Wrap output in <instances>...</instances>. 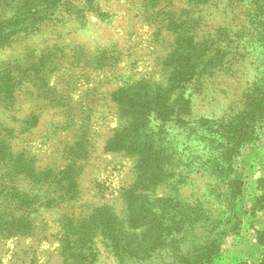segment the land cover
Here are the masks:
<instances>
[{"label": "rangeland", "instance_id": "obj_1", "mask_svg": "<svg viewBox=\"0 0 264 264\" xmlns=\"http://www.w3.org/2000/svg\"><path fill=\"white\" fill-rule=\"evenodd\" d=\"M41 1L0 0V22L22 9L27 10L26 5L30 3L35 8L39 4L46 7ZM198 1L197 6H193L191 4L196 1L190 0V7L195 8L193 19L178 26L177 30L203 44L217 42L218 53L224 52L230 60L225 70L202 77L198 89L188 88L192 107L186 119L196 123L199 117H206L218 122L220 117L240 110L243 95L253 89L259 74V60L262 56L264 60V48L255 36L254 23H250L251 5L242 0ZM59 3L61 5L57 8L50 9L49 15L29 27L30 30L24 28L0 42V75L9 79V71L22 84L15 92L10 109L4 108L0 97V124L13 129L7 137L12 149L33 156L40 169L63 166L64 160L56 154L58 150L55 151L59 139H65L62 142L65 145L78 130L89 132L91 146L79 177L81 197L79 202L70 206L63 203L58 207L46 204L39 207L41 201L46 203L48 200L43 197L56 194L53 186H49L53 182L38 188L31 181L22 180V175H15L13 178L18 179V188L31 193L32 197L35 193L38 195V200L26 207L8 198L3 190L5 185L0 182V215L13 213L15 219L35 217L29 235L19 238L11 237L9 232L0 234V264H60L58 238L60 219L65 214L81 212L83 208H76L79 204L108 203L120 211L122 204L116 199L119 198L118 189L133 181L135 158L123 151H103L114 126L122 123L109 92L127 79L148 77L150 72L157 77L161 63L155 57L167 54L175 34L160 20L162 17L160 21L146 18L147 0H60ZM173 3L179 11L185 0H174ZM259 12L264 15V0ZM101 51L106 53V58L102 59ZM112 51L114 57L110 55ZM34 64L36 68L32 66ZM33 113L37 122L30 126L24 124L23 120ZM148 123L152 129L146 126L145 131L150 135L153 132L151 137L157 147L166 145L168 149H174L173 166L186 177L181 180V185L180 182L177 184L180 186L178 196H185V201L205 211L204 214L199 212V218L193 217L197 221L186 229L191 236L190 242H186L180 251L190 254L216 234L217 228L233 215L232 204L223 196L227 183L220 182L212 170L215 155L208 146L210 141L211 144L218 141L219 136L204 130L200 138L196 136L198 133L188 132L187 127L182 131L164 125L161 119L154 117ZM203 124L206 123L201 122ZM1 125L0 133L10 131L2 130ZM210 154L213 156L209 158ZM258 164L264 166V122L256 132V139L232 161L233 176L241 183L234 186V192H240L236 205L242 222L247 219L251 204L264 209V179L257 176L258 171L262 174ZM255 186L256 194H253ZM88 208L85 206L83 210ZM259 222L264 223V218ZM235 235L223 238L220 255L211 264H223V245ZM94 249L97 255L95 264H167L178 261L172 250L170 253L158 250L150 259L140 262L132 258L118 260L100 240L96 241Z\"/></svg>", "mask_w": 264, "mask_h": 264}, {"label": "trees", "instance_id": "obj_2", "mask_svg": "<svg viewBox=\"0 0 264 264\" xmlns=\"http://www.w3.org/2000/svg\"><path fill=\"white\" fill-rule=\"evenodd\" d=\"M147 1L149 3L147 9L143 7L146 18L157 21L162 17L160 20L172 28L175 34L167 54L162 57H158L160 54H157L155 57V60L161 63L157 77H153L150 72L148 77L133 81L127 79L109 92V98L115 104L122 123L114 126L112 134L103 145L104 152L123 151L135 158L134 178L131 183L118 189L119 198L116 199L122 204L120 211L108 203L94 206L79 204L76 208L85 209V206L89 208L82 209L81 212H70L60 219L58 238L60 264H95L97 255L94 246L98 240L110 248L120 261L132 258L133 261L137 259L136 261L145 262L152 257L153 252L161 250L163 253H170L172 250L178 261L169 262L170 264H211L214 258L218 257L223 238L230 234H238L241 228L242 221L236 205L240 192H234V186L238 187L241 183L233 176L232 161L256 139V132L264 122L263 56L259 60V74L253 89L243 95L239 111L220 117L218 122L217 119L199 117L196 123H191L189 118L186 119L192 107L191 92L188 88L198 89V84L203 82L202 77L225 70L230 59L224 52L218 53L217 42L203 44L191 35L177 30L178 26L188 24V21L193 19L192 12L195 8L190 6H197L198 0L191 5L190 0H185V5L180 7L179 11L174 7V0ZM242 1L251 5L250 23L251 25L254 23L252 29L264 48V15L259 12L262 0ZM42 2L46 7L39 4L35 8L30 3L26 5L27 10L22 9L4 18L0 22V42H4L2 38L12 37L24 28H32L43 17L49 15L50 9L61 5L60 0ZM101 52L102 59L106 58V53ZM110 55L114 57L113 51ZM32 66L36 68L35 64ZM7 74L9 79H5V75H0V97L3 106H6L4 108L10 109L15 101V92L22 84L9 71ZM31 93L34 94V91ZM34 115L33 113L25 118L24 124L29 126L35 124L37 118ZM152 117L161 119L164 125L182 131L187 127L190 129L188 132H196L198 133L196 136L200 138L203 137L200 133L204 130L219 136L214 145L210 141L208 146L215 155L212 170L216 172L220 182L227 183L223 196L232 204L233 215L222 227L217 228L216 234L190 254L180 251L186 242H190L191 236L186 229L197 221L193 220V217L199 218L201 216L199 212L204 214L205 211L198 205L185 201L183 199L185 196L183 198L178 196L180 186L177 184L180 182L181 185V180L186 177L184 174L181 176L178 167L175 169L176 166H173L174 149L172 147L168 149L166 145L163 148L157 147L151 137L153 132L150 135L145 131L146 126L152 129L148 123ZM201 122L206 124L201 125ZM206 125L208 127L204 128ZM1 127L2 130L10 129L8 133H0V182L5 185L3 190L6 191L8 198L17 205L26 207H30L32 202L38 200L36 193L32 197L31 193L16 186L18 179L13 177L22 175V180L27 179L38 188L53 182V185L49 186H53L56 194L53 197H43L42 199L48 200L46 203L41 201L39 207L43 204L58 207L63 203L70 206L79 202L81 197L79 177L84 170V162L91 146L92 136L90 137L89 132L84 129L78 130L73 134L72 140L65 145H62L65 139H59L55 151L58 150L56 154L64 160L63 166L59 169L53 167L40 169L35 165L33 156L28 157L25 152L16 153L12 149L13 146L7 137H10L13 129L6 124ZM165 132L167 133L166 130ZM200 138H198L200 141L205 142ZM213 155L210 154L209 158ZM13 180L15 181L12 182ZM208 193L211 194L209 190ZM262 209H257L251 204L252 214ZM14 217L13 213L0 215V234L9 232L11 237L20 238L32 233L34 216L18 219ZM256 237L260 244L264 245V231H257ZM261 264H264V255Z\"/></svg>", "mask_w": 264, "mask_h": 264}, {"label": "crops", "instance_id": "obj_3", "mask_svg": "<svg viewBox=\"0 0 264 264\" xmlns=\"http://www.w3.org/2000/svg\"><path fill=\"white\" fill-rule=\"evenodd\" d=\"M257 165L260 167L261 173L258 171V178H264V166ZM257 178V177H256ZM244 180V179H243ZM245 188V184L243 182ZM244 192V190H243ZM256 194V186L255 192ZM251 197V195H249ZM252 198V197H251ZM246 220L242 222V228L238 234L230 237L226 240L225 245H223V264H261L264 255V245L260 244L258 238L256 237V232L259 230L264 231V223L259 222V220L264 218V209L252 214L251 205L248 209V214ZM258 219V224L256 225V220ZM257 230V231H256Z\"/></svg>", "mask_w": 264, "mask_h": 264}]
</instances>
